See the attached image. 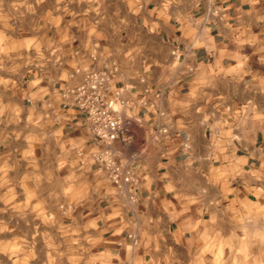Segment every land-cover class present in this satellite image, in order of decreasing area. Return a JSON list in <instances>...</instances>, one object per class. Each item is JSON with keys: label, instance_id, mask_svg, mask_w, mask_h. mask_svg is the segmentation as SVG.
<instances>
[{"label": "crops", "instance_id": "0c3cea01", "mask_svg": "<svg viewBox=\"0 0 264 264\" xmlns=\"http://www.w3.org/2000/svg\"><path fill=\"white\" fill-rule=\"evenodd\" d=\"M0 30V180L54 237L86 239L57 247L71 264H194L241 229L264 238V0H0ZM111 63L146 102L117 145L133 189L63 98Z\"/></svg>", "mask_w": 264, "mask_h": 264}, {"label": "built area", "instance_id": "2783aa9c", "mask_svg": "<svg viewBox=\"0 0 264 264\" xmlns=\"http://www.w3.org/2000/svg\"><path fill=\"white\" fill-rule=\"evenodd\" d=\"M117 72L114 63L106 64L103 68L77 69L75 74L81 75V82L66 88L63 98L68 99L73 109L83 116L86 129L95 142L91 160L113 186L133 189L138 185V176L131 161L124 162L117 145L131 143L129 122L140 120L139 109L145 108L146 102L143 97L136 101L125 88L113 87ZM155 97L159 99L160 92ZM159 132L166 134L167 130L161 127Z\"/></svg>", "mask_w": 264, "mask_h": 264}, {"label": "rangeland", "instance_id": "374dc122", "mask_svg": "<svg viewBox=\"0 0 264 264\" xmlns=\"http://www.w3.org/2000/svg\"><path fill=\"white\" fill-rule=\"evenodd\" d=\"M5 37V31L0 30V38ZM0 53H5V47L0 46ZM0 185V264H71V257L57 250L59 246H85V238L70 241L53 236V231L42 221L37 208L22 206L15 199V204L7 200L5 190L6 175L1 174ZM238 232V239L222 241L216 253L198 255L194 264H264V253L261 245L264 238L247 240ZM251 245L253 251L251 252ZM79 263L84 254L76 255ZM73 260V259H72Z\"/></svg>", "mask_w": 264, "mask_h": 264}]
</instances>
